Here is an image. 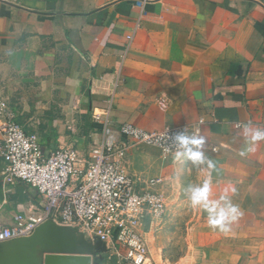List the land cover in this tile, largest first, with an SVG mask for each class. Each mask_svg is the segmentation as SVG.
<instances>
[{
	"label": "crops",
	"instance_id": "crops-1",
	"mask_svg": "<svg viewBox=\"0 0 264 264\" xmlns=\"http://www.w3.org/2000/svg\"><path fill=\"white\" fill-rule=\"evenodd\" d=\"M140 1L0 0V99L47 155L70 147L80 160L105 119L163 131L202 118L182 157L130 149L127 172L160 179L153 190L166 200L162 221L140 231H157L183 207L188 241L174 264H264V0ZM3 168L0 158V224L11 226L40 196L19 181L5 192ZM183 173L211 179L190 182L199 198L179 197ZM51 230L0 244V264L71 253Z\"/></svg>",
	"mask_w": 264,
	"mask_h": 264
},
{
	"label": "built area",
	"instance_id": "built-area-1",
	"mask_svg": "<svg viewBox=\"0 0 264 264\" xmlns=\"http://www.w3.org/2000/svg\"><path fill=\"white\" fill-rule=\"evenodd\" d=\"M13 118L8 104L0 99L4 191L10 192L14 181L22 182L36 190L40 204L28 216H15L11 226L0 224V244L28 238L39 226L52 222L66 233L76 232L78 245L90 239L96 242L99 249L93 264H100V255L107 253L120 264H148L149 250L140 228L146 220L162 221L166 200L153 190L160 179L140 182L127 172L129 151L143 144L159 149L165 157H182L189 152L190 140L201 134L204 120L147 131L131 123L114 128L105 119L100 141L88 159L80 160L70 147L47 155L39 137L27 134Z\"/></svg>",
	"mask_w": 264,
	"mask_h": 264
},
{
	"label": "rangeland",
	"instance_id": "rangeland-1",
	"mask_svg": "<svg viewBox=\"0 0 264 264\" xmlns=\"http://www.w3.org/2000/svg\"><path fill=\"white\" fill-rule=\"evenodd\" d=\"M208 179L207 175H199L198 173L184 175L183 173L179 179L180 186L182 187V191L179 192L181 194L179 197L183 199L185 193H191L193 194L191 196L192 198H199L200 194H202L201 191L198 187H195L194 191L190 190V182L194 181L197 184L207 181L210 182L211 179ZM163 223L157 231H154L151 226H149L148 232L147 229L143 231L149 250L150 260L148 264H174L175 261L182 259L184 256L185 246H187L188 241L186 238L189 224L185 221L183 207L180 208V212L176 215L175 219L165 225Z\"/></svg>",
	"mask_w": 264,
	"mask_h": 264
},
{
	"label": "water",
	"instance_id": "water-1",
	"mask_svg": "<svg viewBox=\"0 0 264 264\" xmlns=\"http://www.w3.org/2000/svg\"><path fill=\"white\" fill-rule=\"evenodd\" d=\"M43 225H52L51 233L56 239L62 237L67 239V244L71 253H46L43 256L42 264H93V256L90 249L94 245L97 246L95 241L94 243H92L93 240L83 241L81 245H78V236L76 232L70 231V233H66L67 231L64 228L57 227L56 224L52 222ZM98 249L97 246V251Z\"/></svg>",
	"mask_w": 264,
	"mask_h": 264
}]
</instances>
